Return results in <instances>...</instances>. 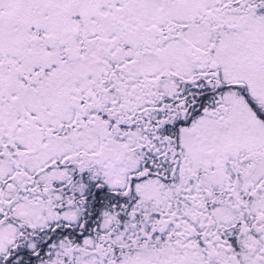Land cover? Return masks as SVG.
Listing matches in <instances>:
<instances>
[{
    "label": "snow or ice",
    "instance_id": "1",
    "mask_svg": "<svg viewBox=\"0 0 264 264\" xmlns=\"http://www.w3.org/2000/svg\"><path fill=\"white\" fill-rule=\"evenodd\" d=\"M0 264H264V0H0Z\"/></svg>",
    "mask_w": 264,
    "mask_h": 264
}]
</instances>
